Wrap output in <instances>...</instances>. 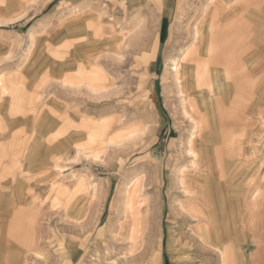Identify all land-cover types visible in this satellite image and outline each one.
I'll return each mask as SVG.
<instances>
[{
	"label": "rangeland",
	"instance_id": "obj_1",
	"mask_svg": "<svg viewBox=\"0 0 264 264\" xmlns=\"http://www.w3.org/2000/svg\"><path fill=\"white\" fill-rule=\"evenodd\" d=\"M239 1L220 0L215 23L220 33L235 30L232 22L246 13L245 3L256 2ZM210 2L0 0V39L21 35L26 43L31 38L27 57L22 42L0 44V264H201L181 248L180 236L193 235L196 228L183 221L180 204L200 200L209 217L215 195L218 203L232 208L236 197L241 205L246 196L251 207L252 198L264 194V121L252 128L255 174L249 177V194L241 166L239 177L230 173L232 168L217 177L204 138V150L197 147L198 167L188 154L193 124L184 114L174 69L181 65L184 81L188 68L203 60L200 49L208 41L197 39L202 28L197 33L195 27L205 17L210 22L212 12L204 14L206 6H213ZM115 44L128 48L121 51L120 62L112 61L119 54ZM55 56L75 60V66L78 60L97 59L102 74L109 75L104 81L108 88L96 92L102 87L89 82L96 93L86 86L66 91L61 71L71 70V62L59 70ZM65 85L74 83L70 79ZM145 109L154 114L151 120L141 116ZM132 128L143 135L128 139L136 131ZM112 140L114 152L107 149ZM240 158L245 156L235 161ZM178 165L188 167L178 170H184V185L181 174L172 172ZM139 167L153 175L145 188L140 178L135 182L130 191L139 206L124 218L121 187ZM94 182L101 185L97 195L91 189ZM246 209L239 207V223H244ZM220 213L219 237L228 236L238 212ZM208 220L205 227L215 233L214 219ZM251 245L246 258L264 264V251Z\"/></svg>",
	"mask_w": 264,
	"mask_h": 264
},
{
	"label": "crops",
	"instance_id": "obj_2",
	"mask_svg": "<svg viewBox=\"0 0 264 264\" xmlns=\"http://www.w3.org/2000/svg\"><path fill=\"white\" fill-rule=\"evenodd\" d=\"M239 2H243L244 4L246 0H241ZM210 3L213 6H206L204 9L205 15H209L212 12L209 18L210 22H208L205 17V19L202 20L201 24L197 23L196 27L202 28L201 36L197 39H202L203 41H210V39H213L214 49H216L217 54L214 56V59L210 60L212 62L211 67L218 72H223L225 76L227 74L230 75L229 78H226L223 75L225 78L223 79L224 82L220 80L219 85L221 89L217 92L215 98H219L220 100H222L224 102L223 107H225L226 111H228L230 115H233L235 117L237 116L240 121L234 125L231 124L232 127H229L234 133V141L223 140V138L218 134L214 141L207 144V146L210 147V151L211 149L214 151L216 150L219 154H221L219 161H221V163L223 164V170L220 171L216 165L218 162L217 155L215 156L213 154H210V160L208 163H213L214 167L216 168L214 172L217 173L218 178L224 177L225 173H228L229 171L228 168H232L230 170V173H234L233 176L235 177L237 176L239 169H241L239 167L241 166L242 168H244L248 178V191H245V194H249V192H252L253 187V183L251 179L249 180V177H253L255 174V165L253 164V160L251 158L253 148L252 142H254L255 140L252 128L257 122L264 121V0H256V2H248L247 4L245 3L248 10L239 19H237L235 23L232 22L235 30H232V32L229 33H224L223 31L222 33H220L221 30L219 29V27H217L218 24L215 25V23H217L218 21H216V14H218V12H220L221 10V5H219L221 3L220 0H211ZM253 7L255 8V11ZM256 12L258 13V15L255 14ZM209 26H211L212 29H209ZM254 38L256 40H254ZM30 39L28 38V41L25 43V39H23L21 35H19L12 39H0V44L3 45L2 42L5 43L6 40H8L7 42H10L11 44L13 43V45L17 44L18 46L22 42V44L28 46L24 55V57H27L30 53L31 48ZM259 41L262 42L263 45L259 46L261 44L259 43ZM127 49L128 48L125 44H115L114 50H119L120 53L118 54V57L112 59V61H122L121 51L125 52ZM108 51H111V49H108ZM202 51L203 50L200 49V55L202 54ZM228 51H231L232 55L226 54ZM137 56L136 60L139 62ZM226 57L232 58L233 61L227 59ZM78 61L79 62L75 66V60H68V64L71 62V71L68 69L66 70V72H63V70L61 71V75L63 77L61 81L63 83L62 85H64V78L67 73L70 74L67 76H69L71 82L74 83V85L71 87L64 85V87H66V91H75L81 86H86V88L90 92H93L87 87L88 84L86 83L89 82L96 83L97 85H99V88L100 86L102 87V89H100L98 92H101V90L107 88V85L106 83H104V81L109 78V75L107 76L104 73L102 74V71L98 66L97 59L94 62H91L92 60L89 61L84 59ZM113 66H115V64H113ZM194 67L195 66L193 65L192 67L188 68V77H190L192 68L194 69ZM188 98L192 100L193 95H188ZM243 118L244 120H242ZM245 124L247 125L245 126ZM244 127L247 128V130H245ZM208 131L211 130L204 128V130L202 131V135L199 138V143L196 141L198 148L200 146H205V144L200 143H202L201 141L203 138V141L206 140L205 135ZM244 131H246L245 134ZM216 133L219 132L216 131ZM242 144H244L245 147H242L241 150L240 147ZM239 145L240 147H238ZM243 155L245 156V158H240L238 159L239 161H235L237 157ZM198 157L195 159L192 157L193 160H191V162H197ZM176 167H174L172 172H178L179 176L181 174L178 171L179 168H183L184 170L188 168L187 166L183 165H178V167ZM202 172L199 171L200 174H202ZM240 172H242V169ZM237 177H239V175ZM263 199V193L254 196L251 200V207H249V205L245 202L246 196L244 198V202L242 200L241 205H239V199L238 197H236L235 202L233 201L231 203L232 208L229 206V204H226L227 206H225L224 202L217 203L221 206V211L230 210L231 212H238L236 214V221L234 219V213L232 216V227L236 228L232 230V233L228 234V236L224 235L222 237H219L216 236V234L212 235L209 241H205V234L203 232L206 229L205 226L208 225V218H213H210V214L208 217L206 204L200 200H198L197 202H192V204L197 205L196 210L199 212L198 218L201 221L199 222V220L193 218L191 214L188 213L187 208H181V204L189 205L191 204V202L181 203L179 208L185 215L183 221H187L188 223L191 222V224L195 225L196 232L198 233L197 234L196 232H194V234L192 235L190 232H188V234L184 236L185 238H182L181 235L179 238L181 248L184 250V252H188L190 254L193 253V255L201 259V264H257L252 260L253 256H248L250 260L246 258V251L249 247L253 248L251 244L255 245V249L258 250H256L257 252L264 251ZM243 205L247 206V212L243 217L244 223H239V207ZM222 215H224V213ZM246 230L251 231V233L249 234L248 231L246 232ZM254 239H256V242H250V240ZM219 249H222L227 253V263L223 262L224 259ZM212 256L214 257L213 259L211 258ZM262 257L264 258V256ZM263 258H260L262 262H264Z\"/></svg>",
	"mask_w": 264,
	"mask_h": 264
},
{
	"label": "bare ground",
	"instance_id": "obj_3",
	"mask_svg": "<svg viewBox=\"0 0 264 264\" xmlns=\"http://www.w3.org/2000/svg\"><path fill=\"white\" fill-rule=\"evenodd\" d=\"M140 21H141V24H144L145 19H141ZM78 27H79V25H78ZM196 28H198V29H195V30H197V33H198L199 32V27H196ZM200 30H202V29H200ZM75 32H78V31H75ZM80 35H81V39H82V37L84 36L83 31L80 32ZM126 35L127 34H123V36L121 35L122 40L125 39ZM31 42H33V39L31 40ZM213 43H214L213 40L211 42L208 41V42L205 43L206 47H205V49L203 48V51H202V54H203V57H204L203 60L195 62V65H194L195 67H194V69H192L190 77H188L186 80L182 81V78H181V75H180V66L181 65L180 66H176L175 69H174L175 79L176 80H180L179 82H177V86H178V91L181 94L184 114L189 117V119L192 121V124H193V126H192L193 127V131H192L191 135L189 136V138L187 139L186 144L188 146L187 147L188 148V154L193 155L192 157L194 159L199 156L198 153H197L198 148H197V144L196 143L198 142V139H199L198 137L202 135V131L204 130V128H207V129L211 130V131H208L207 134L205 135V139H206L205 141L208 142V143L214 141V139L217 137L218 134L223 138V140H227V141H231L232 140V141H234V139H235V136H233L234 133L232 132V129H230L229 127H232L231 124L234 125V124H236L237 122L240 121V119L237 116L235 117L233 115H230L228 113V111H226L225 107H223V104L221 103V100L219 98H217V99L215 98V95L221 89V87L219 85V82H220V80H222L224 82L223 79H225L224 78L225 75L223 74V72H218V71H216L215 69H213L211 67L212 62L210 60L214 59V56L217 54L216 52L213 51V50H216V49H214ZM119 53H120V51H119ZM55 57H57V56H55ZM57 58H58L59 62H57L56 66L60 70L61 67L63 68V67L66 66V64H63V63H66V62L68 63V59H67L66 62H63V60L61 58H59V57H57ZM69 61H71V60H69ZM223 71H224V69H223ZM67 75H70V74L67 73L65 75L64 85H65V83H67V80H68V82L70 81V77L67 76ZM229 76L230 75L227 74L225 77L229 78ZM68 85H70V83ZM94 91L98 92L97 90H94ZM188 95H193V99L190 100L188 98ZM141 112H142L141 116L144 117L145 120L149 119V118L151 120L152 116L154 115L152 113V111H149L148 109H145V111H141ZM242 120H244V118ZM246 125L247 124H245V126ZM244 129L247 130V128H245V127H244ZM133 130L134 131L136 130V131L132 132L130 130V132H132V133L127 136L128 139L129 138H133V137L136 138L137 136L143 135V133L141 134L140 132L136 133L138 131V129H133ZM216 131L219 132V133H216ZM133 133H135V134H133ZM245 133H246V131H244V134ZM127 138H125V139H127ZM115 143L116 142L114 140H112L110 142L111 146L109 145V148L107 147V149H110L112 151L117 149V144L114 145ZM117 143H119V142H117ZM200 147H201V150L203 151L204 148L202 146H200ZM113 152L109 155V156H111V160H112V155L114 154ZM207 153H208V151L206 152V154ZM210 153L215 155V156L217 155L218 162H217L216 165H217L218 169L220 171H222L223 170V168H222L223 164L221 163V161H219L220 160L219 158H220L221 154H219L216 150L214 151L212 149H211ZM208 155H210V154H208ZM192 162L194 164L193 167H195V168L198 167L196 165V162H194V161H192ZM135 172H136L135 176H133V178L130 179L129 182H125L123 184V186L121 187V191H120V192H123L125 194V196H126V199L124 201L123 211H122V213L124 215V218L129 217V216H127V213L130 212L133 208H135V207L137 208V206H139V205H137V206L135 205V204H137V203H135L136 202V200H135L136 197L134 198L132 191H130V190H132V187L135 185V182L138 181L139 178H140L142 180L143 187L145 188V187L148 186V184H150L149 181L151 179V176L153 175L152 171H150L147 168L146 169L145 168L142 169V168L139 167ZM180 183L182 185L185 184V182H184V170H182V169H181ZM99 186H101V185L97 184L96 182L92 183V188L91 189H92V191H94L95 195H97L98 190H101V189H99L100 188ZM136 186H138V184ZM141 188H142V186H141ZM186 189H188V188H185V190ZM208 189L211 190L209 185L207 187V191H208ZM136 190H137V188H136ZM120 194L123 195L122 193H120ZM201 195H203V194H201ZM215 198L218 199V195H215ZM122 199H121V201H122ZM190 199H192V196H191ZM217 199H215L216 202L213 200L214 205H213V207L210 210V218L214 219L215 233L217 234V236H219V235H221V227L220 226H221V222H222V220L224 218V215H222L223 213H220L222 208H221V206L219 204H217L219 202ZM196 206L197 205L192 204V201H191V204H189L188 208L183 205V207H186L188 209V213L191 214V216L193 218H196L197 220H199V218H198V216H199L198 213L199 212L196 210L197 209ZM204 217H205V215H204ZM146 221H147V219L145 218V222ZM205 221H207V220H205ZM199 222H201V221L199 220ZM198 224H200V223H198ZM120 228H123V225H120L119 229ZM205 228L206 229L203 232L205 234V241H209V239L212 237V235H215V233H214V231H211L209 228H207V227H205ZM145 229H147V224L146 223H145ZM143 233H145V232H143ZM219 250H220V252L222 253V256H223V259H224L223 262L227 263L228 262L227 253L225 251H223L222 249H219Z\"/></svg>",
	"mask_w": 264,
	"mask_h": 264
}]
</instances>
